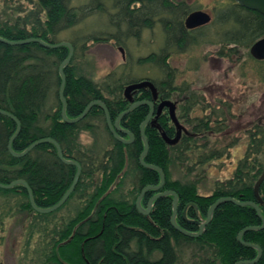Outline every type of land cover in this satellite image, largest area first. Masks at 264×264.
I'll return each mask as SVG.
<instances>
[{
  "label": "trees",
  "instance_id": "16d2710c",
  "mask_svg": "<svg viewBox=\"0 0 264 264\" xmlns=\"http://www.w3.org/2000/svg\"><path fill=\"white\" fill-rule=\"evenodd\" d=\"M7 1L10 7L5 4ZM23 1L26 5L21 6V0H5L4 5L9 9L5 14L1 12H5L2 4L0 37L9 40L37 37L50 43L61 42L60 32L73 27L85 15L83 7L76 9L70 5L72 0ZM90 1L88 8L92 13L104 10L105 1ZM108 1L111 8L118 10L119 16L117 33L107 34L106 39H115L118 44H123L120 35L124 27L123 36L138 37L142 28L161 23L165 34L161 53L139 58L138 64L159 65L163 77L153 83L161 95L169 97L177 86L175 69L168 65V48L174 46L183 51L187 45L197 43L192 36L195 31L184 25V19L192 9L190 4L186 0ZM110 17L113 27L115 14L111 13ZM214 22L220 35L215 54L222 58L232 60L264 37V15L234 0H221L216 5ZM226 24L228 26L224 27ZM71 36L68 42L73 47V54L63 68L66 115L74 118L89 102L101 100L114 123L129 104L123 96L124 87L134 80L125 75V64L122 71L112 70L100 81L77 73L75 65L86 53L87 42H99L104 38L94 33ZM67 54L65 45L47 48L37 42L21 45L0 42V109L14 115L20 123L12 149L20 152L33 141L50 137L58 142L64 158L75 160L81 166L78 181L65 203L49 213H39L31 207L23 185L0 188V230L3 231L5 223L17 215L27 219V223H23V250L30 264H235L254 259L256 249L236 240L244 227L261 225L251 206L221 203L197 237L186 236L172 227L171 195L156 198L148 215L137 210L135 201L142 188L159 182L158 172L139 162L143 150L139 127L148 106L138 105L120 119V126L133 134V140L128 144L118 141L110 133L99 105H93L85 117L75 123L64 122L60 115L58 69ZM253 60L264 63V59ZM260 73L264 81V68ZM142 98H150V92L144 90ZM226 108L230 116L229 105ZM213 113L195 118L193 131L184 133L174 144L166 143L159 130L150 123L144 127L148 151L143 161L159 166L165 180L159 190H147L141 202L147 204L157 192L174 191L177 194L176 222L188 231H198V225L186 221L183 211L187 218L202 222L209 206L225 196L256 202L264 218V179L258 189L261 203L253 193L255 182L264 169V123L250 125L246 148L237 159L231 176L215 181L209 194H199L195 180L170 179L171 167L179 161L182 164L189 160L193 165H200L229 156L232 142L222 149L199 150L196 146V139L203 138L205 142L201 147H205L209 136L222 130L218 118L224 116L223 112L213 109ZM170 122L167 113L158 119L161 129L173 137L174 126ZM15 130V122L0 114V183L22 179L30 187L36 206H52L70 186L76 167L63 163L50 142L36 145L24 156H12L7 143ZM82 130L94 135L91 150L85 151L80 145ZM193 165L185 166L187 172L193 170ZM71 201L74 202L73 212L57 216ZM241 238L261 247L260 259L252 264H264V227L247 230Z\"/></svg>",
  "mask_w": 264,
  "mask_h": 264
},
{
  "label": "rangeland",
  "instance_id": "374dc122",
  "mask_svg": "<svg viewBox=\"0 0 264 264\" xmlns=\"http://www.w3.org/2000/svg\"><path fill=\"white\" fill-rule=\"evenodd\" d=\"M4 1L0 0V9L3 4L5 12H1L5 14L9 12L7 6L11 5L7 1L5 3L7 6H5ZM103 1L106 2V4L103 2L104 10L102 12L96 10L94 13L88 8L90 0H72L70 3L76 9L83 7L85 15L80 17L73 27L61 31L59 39L68 42L72 38L71 35L74 36L76 33L84 36L94 33L104 38L99 42H87L86 53L78 59L75 65L77 73H84L93 80L100 81L112 70L122 71L125 64V75L134 80L132 83L142 80H149L153 83V80H160L163 74L158 70V64L150 62L138 64V59L150 53H161L165 35L161 23L155 22L151 27L142 28L138 37L123 36L122 33L125 34L126 28L122 27L120 36L123 44H118L115 39H106L109 34H116L118 28L112 27L110 23V14L115 12V9L110 7V1ZM186 1L192 8L190 12L203 10L210 15L211 21L193 32L192 36L197 41L196 44L187 45L183 51H179L174 46L168 48L170 50L168 65L176 72L174 83L177 89L176 92H172L171 96V99L179 101L176 116L184 129L192 132V126L196 124L195 118L212 115V107L218 100H221L226 104L223 107L229 105L230 116L225 115L224 109H218L220 113L221 110L224 112L219 123L222 130L211 134L208 139L209 143L205 147H201L205 142L203 138L196 139V146L200 147L199 150L203 148L207 150L214 147L222 149L225 144L231 142L233 145L229 149V156H223L221 159H214L205 164L193 165L189 160L183 161L182 164L180 161L177 162L171 167L170 179L182 182L195 180L198 193L209 194L215 181L231 176L237 159L243 155L246 148L247 129L250 125L254 122L264 123V81L261 73L259 74L264 68V63L253 60L249 53L250 47L241 55L233 57L232 60L216 55L215 50L219 46L220 35L214 19L216 5L221 3V0ZM20 5H26V3L21 0ZM226 26L228 24L224 27ZM121 48L123 51L120 50ZM183 96H187L186 102ZM192 96H194L193 99L190 98ZM188 107L189 111H187ZM170 123L173 125V122ZM82 132L89 133V137L82 140ZM89 138L92 141L90 145L87 143ZM124 138L127 139L128 136ZM93 140L94 135L88 130L80 132L79 142L85 151L91 150ZM187 164L194 166L192 171L187 172L185 168ZM140 204L142 208H146L147 204L141 200ZM73 205V201L68 203L57 213V216L72 213ZM23 223H27V219L22 215H17L9 223H5L3 231L0 230V264H30L23 250L25 245Z\"/></svg>",
  "mask_w": 264,
  "mask_h": 264
},
{
  "label": "water",
  "instance_id": "95a60500",
  "mask_svg": "<svg viewBox=\"0 0 264 264\" xmlns=\"http://www.w3.org/2000/svg\"><path fill=\"white\" fill-rule=\"evenodd\" d=\"M236 1L238 4H240L241 6L249 9V10H255L261 14L264 15V0H234ZM210 21V15L203 11V10H193L191 12H189L187 14V16L184 19V25L186 28H192L195 27L199 24H203V23H207ZM0 42H3L5 44H9V45H21V44H25L28 42H37L38 44H40L41 46L47 47V48H55L57 46H61V45H65L68 48V54L66 56V58L61 62V64L59 65V74H60V84H59V89H58V94L61 100V108H60V115L61 118L64 122L66 123H75L79 120H81L82 118L85 117V115L87 114V112L89 111V109L93 106V105H99L104 113V117H105V122H106V126L108 128V130L110 131V133L114 136L115 139H117L118 141L124 143V144H128L130 142H132L133 140V134L122 128L119 124V121L121 118H123L126 114H128L130 112V110L140 104H148L150 105V111L148 113V115L146 116V118L141 122L140 127H139V131H140V136L142 138L143 141V150L139 156V162L141 163L142 166L149 168V169H153L156 170L159 174V182L156 185H147L144 188H142V190L140 191L136 201H135V206L137 208V210L143 214V215H148V213L150 212L151 209V205L152 202L161 196H165V195H171L172 196V215L170 217V223L172 225V227H174L177 231H179L180 233L186 235V236H190V237H197L199 235H201L204 231L205 226L208 224V222L211 219V215L214 211V209L220 205L223 202H231L234 203L236 205H248L251 206L258 218L261 221V225L260 226H247L244 227L236 236V240L238 242H240L243 245L246 246H250L256 249L257 254L256 257L252 260H240L238 262H236L235 264H252L254 262H257L261 255H262V249L259 245L254 244V243H250V242H245L242 240V234H244L247 230H259L261 228L264 227V218L261 214V210L259 208V205L254 202V201H250V200H246V201H241V200H237L231 196H225V197H220L218 199H216L208 208L207 212H206V218L202 221L199 222L196 219H189L186 217L185 215V211H183V218L191 223L197 224L198 225V231L194 232V231H188L184 228H182L177 222H176V212H177V194L172 191V190H163L161 192H157L154 195L151 196V198L148 200L146 208H142L141 204H140V200L143 197V195L145 194V192L149 189H154V190H159L163 184H164V180H165V176L164 173L162 171V169L154 164H148L146 162L143 161V157L147 154L148 151V141L147 138L144 134V127L145 125L150 121V117H151V113L153 110V103L149 100H143V101H138V102H134L132 104H130L123 112H121L114 120V123L111 122L107 108L105 106V104L101 101V100H93L91 102H89L85 108L82 110V112L74 117V118H69L66 115L65 109H66V100L64 98L63 95V86H64V82H65V76H64V72H63V68L67 65V63L70 61L72 54H73V47L71 46V44L67 41H61V42H57V43H50V42H46L40 38L37 37H29L26 39H22V40H9V39H5L0 37ZM249 53L250 55L258 60H262L264 59V37L259 38L258 40H256L249 48ZM138 88H148L151 91L152 94V98L156 99L157 97V90L155 85L149 81V80H142V81H138V82H134V83H130L128 85H126L125 89H124V96L126 98H128L129 101L132 100L130 92L132 90L138 89ZM129 95V96H128ZM163 106H167L169 108V116L171 121L173 122L174 126L176 127V133L174 134L173 137H169L162 129L159 125L156 126V128L158 130H160V134L163 138V140L168 143V144H174L176 143L180 136H181V130H185L184 127L181 125V123L179 122V120L177 119L176 115H175V105L172 101L170 100H165L162 101L159 106L158 109H161ZM0 114L5 115L10 117L16 124V130L15 132L12 134V136L10 137L8 143H7V150L9 151V153L14 156V157H21L24 156L28 151H30L33 147H35L38 144L44 143V142H50L52 143L55 148H56V152L58 155V158L65 164L68 165H73L76 167V172L74 174L73 180L70 184V186L67 188V190L63 193V195L61 196V198L52 206L49 207H38L35 205L34 201H33V197H32V192L30 187L28 186V184L26 183V181L22 180V179H17V180H13L9 183L3 184L0 183V188H4V189H8L16 184H21L25 187L26 192L28 194V198H29V203L31 205V207L39 212V213H49L52 212L56 209H58L60 206H62L65 201L67 200V198L69 197V195L71 194V192L73 191L78 178H79V174L81 171V166L80 164L72 159H66L64 158L60 145L58 144V142L50 137H44V138H39L35 141H33L31 144H29L24 150L20 151V152H16L12 149L11 144L13 139L16 137V135L19 132L20 129V123L18 121V119L12 115L11 113L1 110L0 109ZM153 123V122H152ZM120 134H124L126 136H128L127 139H125L124 137H122ZM264 179V169L260 175V177L257 179V181L255 182L254 188H253V193H254V197L256 198L257 202L261 203V198L258 194V189L259 186L262 182V180ZM193 205V204H192ZM193 207L196 210V206L193 205Z\"/></svg>",
  "mask_w": 264,
  "mask_h": 264
},
{
  "label": "flooded vegetation",
  "instance_id": "af4514ba",
  "mask_svg": "<svg viewBox=\"0 0 264 264\" xmlns=\"http://www.w3.org/2000/svg\"><path fill=\"white\" fill-rule=\"evenodd\" d=\"M114 14H115V26H116V28H118V26H117V22L118 21H116L117 20V18H118V16H119V12H118V10L117 9H115V12H113ZM210 21H211V18H210ZM210 21L209 22H207V23H203V24H199V25H197V26H195V27H192V28H189V29H192V30H194V31H197L200 27H203V26H205V25H207V24H209L210 23ZM120 50H122V48L120 49ZM123 51V50H122ZM130 83H132V82H130ZM130 83H128V84H130ZM127 84V85H128ZM125 87H126V85H125ZM125 87H124V89H125ZM156 87V86H155ZM144 90H148L149 92H150V98H142V96H143V91ZM156 90H157V88H156ZM172 92H174V91H172ZM171 92V94L169 95V97H166V96H164V95H161L159 92H158V90H157V97H156V99H153L152 98V94H151V91L148 89V88H138V89H135V90H132L131 92H130V95H131V98H132V100L131 101H129L128 100V98H126L125 96H124V90H123V96L125 97V99L127 100V102L129 103L128 104V106L130 105V104H132V103H134V102H138V101H143V100H149V101H151L152 103H153V110H152V113H151V117H150V121L148 122V123H150L151 124V126H153V127H155L156 128V126L157 125H159L158 124V119L160 118V116L162 115V114H164V113H167L168 114V117H169V119H170V116H169V108L167 107V106H163L161 109H158V106H159V104L162 102V101H165V100H170V101H172L173 103H174V105H175V115H176V110H177V108H179L178 107V100H173V99H171V96H172V93ZM176 92V91H175ZM196 94V93H195ZM194 94V95H195ZM129 96V95H128ZM183 98H184V100H185V102H186V100L188 99L187 98V96H183ZM191 99H193L194 98V96H192V97H190ZM182 101V100H181ZM194 102H196V99H194ZM180 104V103H179ZM140 105H147L148 106V111H147V115H148V113H149V111H150V105H148V104H140ZM226 104L225 103H223L221 100H218L217 101V103L212 107V111H211V114L213 115L214 113H213V109H224V112H225V115H228V113L225 111L227 108L226 107H223V106H225ZM127 106V107H128ZM138 106V105H137ZM136 107V106H135ZM134 108V107H133ZM132 108V109H133ZM131 109V110H132ZM130 110V111H131ZM222 111V110H221ZM223 112V111H222ZM224 112H223V114H224ZM146 115V116H147ZM207 116V115H206ZM177 117V116H176ZM146 118V117H145ZM178 119V118H177ZM218 119H221V118H218ZM171 120V119H170ZM179 120V119H178ZM153 122V123H152ZM174 125V124H173ZM182 125V124H181ZM160 126V125H159ZM161 127V126H160ZM176 127L174 126V132L176 133ZM159 132H160V130H159ZM185 133V134H188L189 132L188 131H186V130H181V136H182V133ZM174 133V134H175ZM180 136V137H181ZM180 139V138H179ZM146 193V192H145ZM149 200V199H148ZM195 209V208H194Z\"/></svg>",
  "mask_w": 264,
  "mask_h": 264
},
{
  "label": "clouds",
  "instance_id": "9594fccd",
  "mask_svg": "<svg viewBox=\"0 0 264 264\" xmlns=\"http://www.w3.org/2000/svg\"><path fill=\"white\" fill-rule=\"evenodd\" d=\"M89 133H87V132H82L81 133V139L83 140L85 137H89ZM91 139L89 138L88 140H87V143L90 145L91 144Z\"/></svg>",
  "mask_w": 264,
  "mask_h": 264
}]
</instances>
